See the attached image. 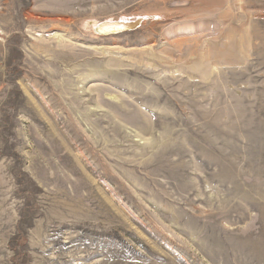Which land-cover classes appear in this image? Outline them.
<instances>
[{"label":"rangeland","instance_id":"rangeland-1","mask_svg":"<svg viewBox=\"0 0 264 264\" xmlns=\"http://www.w3.org/2000/svg\"><path fill=\"white\" fill-rule=\"evenodd\" d=\"M0 264H264V0H0Z\"/></svg>","mask_w":264,"mask_h":264},{"label":"bare ground","instance_id":"bare-ground-1","mask_svg":"<svg viewBox=\"0 0 264 264\" xmlns=\"http://www.w3.org/2000/svg\"><path fill=\"white\" fill-rule=\"evenodd\" d=\"M137 16H135V17L131 16V19H129V20L128 19L123 20L122 22H124L125 24L122 22H117V20H108V22L102 21V23L101 22H99L98 24L96 23L95 24L96 27L93 26V30H96L97 34L113 33V32L122 33L123 31H125L124 29L136 27V25L141 24L142 22L145 21V17H141V18L138 17L139 18L138 19ZM120 23H122V24H120Z\"/></svg>","mask_w":264,"mask_h":264}]
</instances>
